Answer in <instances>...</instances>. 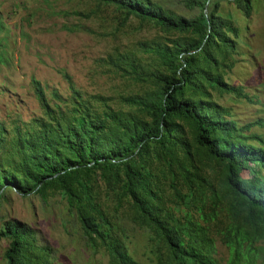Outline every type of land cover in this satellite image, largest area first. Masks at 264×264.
I'll return each instance as SVG.
<instances>
[{
  "label": "trees",
  "instance_id": "1",
  "mask_svg": "<svg viewBox=\"0 0 264 264\" xmlns=\"http://www.w3.org/2000/svg\"><path fill=\"white\" fill-rule=\"evenodd\" d=\"M89 1L87 14H73L101 13L115 31L132 21L153 30L135 49L113 47L99 59L139 92L111 102L101 94L81 98L69 84L61 98L30 78L39 114L0 119V204L7 192L44 206L56 198L84 245L107 264H138L126 250L124 222L146 233L152 264H264V142L244 135L252 124L238 128L214 100L242 97L225 80L246 27L225 7L247 22L251 1ZM2 20L0 13L5 66ZM2 240L4 264H64L46 256L24 223L1 218Z\"/></svg>",
  "mask_w": 264,
  "mask_h": 264
},
{
  "label": "rangeland",
  "instance_id": "2",
  "mask_svg": "<svg viewBox=\"0 0 264 264\" xmlns=\"http://www.w3.org/2000/svg\"><path fill=\"white\" fill-rule=\"evenodd\" d=\"M252 14L247 22L232 6L225 7L240 27L243 44L237 46L238 62L226 77L229 86L240 90L235 96L215 97L214 100L228 109L229 119L244 135L264 142V0H250ZM22 2L13 14L6 15L11 5ZM89 0H0V13L8 28L6 46L10 52L9 64L0 66V119L5 114H18L21 119L38 115L29 80L33 78L48 96L55 92L59 97L68 95L70 84L86 98L95 94L110 97L115 102L120 96L137 94L139 87L113 76L102 68L99 59L111 53L113 47L135 49L137 42L150 40L153 30L130 26L113 29L105 15L98 13L88 19L74 15L87 14ZM178 12L182 8L174 6ZM29 13L30 21L21 17ZM148 61V56H140ZM117 104V103H112ZM259 146L255 139L247 141ZM24 223L36 232L37 244L46 256L64 264H107L100 252L88 249L62 203L49 199L45 206L36 198H20L7 192L6 202L0 204V219ZM124 243L130 257L138 264H152L148 252L147 235L126 222ZM5 241H0V264Z\"/></svg>",
  "mask_w": 264,
  "mask_h": 264
}]
</instances>
